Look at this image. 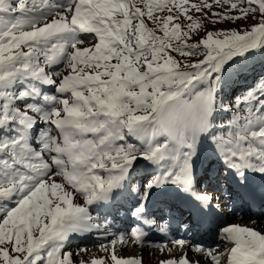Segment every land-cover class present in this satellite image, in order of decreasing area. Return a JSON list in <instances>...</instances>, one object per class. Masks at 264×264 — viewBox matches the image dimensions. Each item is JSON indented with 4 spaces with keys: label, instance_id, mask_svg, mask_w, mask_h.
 <instances>
[{
    "label": "rangeland",
    "instance_id": "374dc122",
    "mask_svg": "<svg viewBox=\"0 0 264 264\" xmlns=\"http://www.w3.org/2000/svg\"><path fill=\"white\" fill-rule=\"evenodd\" d=\"M46 1L0 0V264H175L176 256L223 264L231 246L249 254L252 245L240 250L225 230H238L240 241L253 231L264 235V205L244 217L247 206L228 177L241 179L235 158L242 150L264 162V67L256 78H238L243 85L228 100L217 102L214 92L236 57L251 60L264 47V0H103L82 14L93 26L87 36L75 29L25 38L63 11L70 16L76 2L45 15ZM219 58L218 84L211 79L206 91L187 94L189 85L210 79ZM70 117L81 131L58 139L55 127ZM157 152L165 161L151 166ZM210 156L198 195L227 220L198 232L184 216L174 231L184 242L212 239L213 248L200 253L164 240L169 214L178 211L159 200L148 218L158 241L139 242L125 219L132 207L175 184L187 163ZM135 158L144 164L124 176L110 213L91 210L95 188ZM62 215L81 219L89 245L61 248L74 227L59 230Z\"/></svg>",
    "mask_w": 264,
    "mask_h": 264
},
{
    "label": "bare ground",
    "instance_id": "6f19581e",
    "mask_svg": "<svg viewBox=\"0 0 264 264\" xmlns=\"http://www.w3.org/2000/svg\"><path fill=\"white\" fill-rule=\"evenodd\" d=\"M94 1L95 0H76L75 5L73 7L72 14L70 16H67V15H65L66 12L63 11L61 9V7L63 5H66V4L70 3L71 0H58V2L47 0L45 2V4L42 6L43 11H44V9H46V10L44 12H41V11H39V12H41V13H43L45 15H48L53 10L59 9V10L64 12V13L60 12V14L62 13L61 16H60L61 20H60V18H59V20L58 19L57 20L54 19L55 21L53 23L43 24L41 27L34 26L33 30H31L30 32H26L25 33V35H24L25 38L30 39V40H40L43 36H47V34L49 32L55 34L57 37H61L64 34H67L69 30H71V32H72L75 29L79 32V35L85 34V29H87L89 32H91V29L93 28V26L91 24H88L87 21H84L83 19L86 18V16H87L86 14H88V13H90V12L95 10V8H93V7H95L94 4H97V2H99V1L101 2L103 0H96V2H94ZM86 9H89V11L86 10ZM86 11H88V13H85ZM83 13L86 15L85 18L82 17ZM37 14H38V12H37ZM38 15L41 16L40 13ZM52 25H55V27H51ZM90 81H91L90 79L86 80L87 83H89ZM76 121L77 120L75 119V117H70L65 122H63L62 124H58V126L61 127V128L68 129V131H75V130L76 131H81L80 128L78 127V125L75 126L77 124ZM72 123L75 124V125H70ZM159 154L160 153L156 154L157 158L160 157ZM157 158L154 156L153 159H152V162L150 160L151 166H153L152 165L153 162L154 163L157 162ZM211 160H213V158L211 156L205 158L204 165H203L204 168L207 166V164ZM235 160H237V162L239 164L241 162L240 160H243L245 164L249 165V168L252 169V171H255L254 172L255 175L258 172L262 173V171L264 170V162L256 161L257 159H255L252 154H249L246 151H243V150L240 151L237 154V158H235ZM162 161H165V158H163ZM213 162H215V161H213ZM229 163H231V161ZM143 164L144 163L139 162L138 158H135L134 160H128V161L124 162V164L121 166V170L118 173L115 171L116 172V179H115V181L113 183H115L116 185H113V187L109 185L108 190L105 193H100L98 199H96V195L98 193L99 188L105 186L107 183H105V185H102V186L99 185V187L97 189L95 188L94 192L92 193L93 196H92L89 208L91 210H93V208L98 207L101 210L100 213H102L104 215L109 214L110 210H108V212L105 211V206L106 205L104 203L107 202L110 206L113 205V204H115V205L117 204V200L118 199L115 201L116 194H117V192L120 193V191H121L120 190L121 186H119V180L123 179V176H125V175L129 176V172H130V175L133 174L134 170L130 171L131 168L137 169V168H139V166H141ZM200 166H201V160L198 163H195V167H197V169H199ZM56 172L58 174H61V172H59L57 170H56ZM181 174H182V170L177 175V181L179 179H180L179 181L182 180V177L180 178ZM176 186H178L177 182H176ZM172 187H173V189H175V187L173 185H172ZM231 187L232 186L230 185V188ZM165 192H169L170 194L173 193V191H171L170 188L165 189L164 192L160 193V195H161L160 198H162V195ZM199 200L202 201L204 203V205H208V206L212 205L211 202H209L208 199H206V198H203V199L200 198ZM246 205H247V203H246ZM239 208H240V206L238 205V207L236 206L234 209H239ZM145 210H146V212L143 211V214H147V213L156 214V210L157 209H155L152 212V209L150 207H145ZM65 215H67V214H65ZM65 215H62V217L59 216V218L57 219V222L60 223V224H58V223L56 224L58 226L59 230L61 228L60 226H63V225H64V227L66 225L67 226L68 225H73L74 227L72 229L70 228L71 230L65 228V229H67L68 233L63 234V236L65 235L66 239L64 238L65 240L64 239L61 240V242L59 244V245L62 246L61 248L74 246V245H79V244L89 245L91 243V239H89L86 236L88 234L87 233V229H85V231H84V229H83L84 227L83 226H85V225L81 224L82 223L81 219L75 218L74 216H70V215L65 216ZM242 215L244 217H246V218L250 217V215H251L250 210L249 209L243 210L242 211ZM74 218H75V222L73 221ZM224 222L225 221H223V223ZM230 227L231 226H228L227 229L225 230L226 237L230 241H232V242H234L236 244L238 242V247H240V250H241V245L242 244H244L245 242H247V243L249 242V245L252 244V246H254V247H252L254 251H250L249 254L247 253L246 255H242V254L239 253V251L229 250L227 255L223 259L224 264H234V261L238 259L237 255L235 253H233V251L238 253L239 262L241 264H248L249 263L248 259L251 260V261H254L255 264H264V258H263L264 257V235L259 234L258 231L257 232L253 231V232H250L248 234L246 233L247 235L244 234L243 237L245 239L243 241H240V240L243 239V238L242 239L239 238V235L241 233H238L237 232L238 230L237 231L236 230L228 231L230 229ZM106 228L107 227L103 226L99 230L100 231H104ZM140 232H142V231H140ZM83 234H85V235H83ZM142 234H145V232H143ZM158 238L159 237L157 235L154 236V235L150 234L149 236H147L144 239H142L140 237V238H137V240L139 242H156V241H158L157 240ZM164 238H167V240H170L171 242H174V244L178 245L177 247L181 248L182 250L188 249L190 251H195V252L199 251L200 253H202V252H207L208 253L211 250V248H213V246L215 244L214 243L215 241H213L212 239L205 241V240L199 239L198 237L190 238L189 241L184 242V241H181V239H185V238H181L180 235H177L173 231H170L169 234L164 236ZM164 240H166V239H164ZM215 240H217V238ZM56 245H58V243H56ZM255 247H258L259 249L262 250V251H259V252L262 253V256L258 257L257 254H255L257 252V249H258V248H255ZM169 248H171V247H169ZM165 249H167V248L165 247ZM199 255H201V254H199ZM175 258L177 259L175 264H187L188 263L185 260H181V258L179 256H176ZM166 264H170V263H166Z\"/></svg>",
    "mask_w": 264,
    "mask_h": 264
},
{
    "label": "trees",
    "instance_id": "16d2710c",
    "mask_svg": "<svg viewBox=\"0 0 264 264\" xmlns=\"http://www.w3.org/2000/svg\"><path fill=\"white\" fill-rule=\"evenodd\" d=\"M248 2L251 0H247ZM261 40L264 39V35H262V37L260 38ZM259 48H257L255 54L253 55V57L251 58V60H249L248 58L244 57V56H238L236 57L230 66V72L228 75L227 80H225L224 84L221 85V87L217 86L216 87V91L214 92L215 94L218 93V97H216V101L221 103L222 99L225 101L228 100V96L231 94L230 91H232L233 89H235L236 87H238V85H243V83H239L237 82V79L240 78L242 75H244L245 77H249L248 80H251L252 77H257L258 74L261 73V67H264V47H262L261 45H258ZM222 65V58H219V61L213 66L212 69V74L210 79L209 78H203L202 80H200L199 82H195L193 85H189V87L187 89H189L191 87L190 90L187 91V94H195L196 92L200 91V90H204L206 91V89L204 88V85H206V82L209 83L211 81V79H215L216 80V84H218L219 82V76H220V67ZM229 70H227L226 72H228ZM261 76V75H260ZM158 80H161L160 76H156ZM155 77V78H156ZM207 77V76H206ZM217 78V79H216ZM225 79V78H224ZM248 83V82H246ZM156 87V85H155ZM157 91V89H156Z\"/></svg>",
    "mask_w": 264,
    "mask_h": 264
}]
</instances>
